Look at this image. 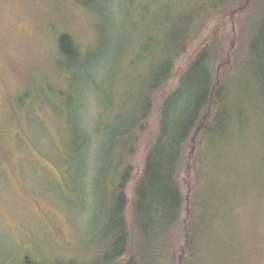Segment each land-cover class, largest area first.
<instances>
[{
    "label": "rangeland",
    "instance_id": "rangeland-1",
    "mask_svg": "<svg viewBox=\"0 0 264 264\" xmlns=\"http://www.w3.org/2000/svg\"><path fill=\"white\" fill-rule=\"evenodd\" d=\"M48 1L39 8L64 5L62 19L55 15L52 25L73 34L82 54L60 72L56 39L47 29L24 35L19 63L0 59L12 81L41 83L36 94L28 89L24 101L0 108V264H91L106 231V222L97 223L105 190L119 166L115 135L137 117V85L146 72L134 47L146 38V22L139 28L133 23L135 0L104 1L112 29L103 37L85 30L89 15L75 13L82 6ZM136 1L139 7L156 3ZM90 44L93 51L86 52ZM45 81L55 84L52 90ZM177 83L175 77L171 86ZM253 103L234 107L228 135L216 134L201 160L216 207L205 264H264V122ZM146 152L137 146L136 175ZM135 182L127 190L130 199Z\"/></svg>",
    "mask_w": 264,
    "mask_h": 264
},
{
    "label": "trees",
    "instance_id": "trees-1",
    "mask_svg": "<svg viewBox=\"0 0 264 264\" xmlns=\"http://www.w3.org/2000/svg\"><path fill=\"white\" fill-rule=\"evenodd\" d=\"M43 1L49 2L0 3V59L6 65L19 63L18 46L23 45L24 35L47 29L56 39L59 57L55 63L60 72L69 62H78L81 44L69 31L52 25L55 15L62 19L64 5H57L55 11L39 8ZM60 1L68 7L82 6L75 13L89 15L85 30L94 35L103 37L112 29V16L104 6L107 0ZM155 2L139 7L135 0L130 10L138 16L133 20L135 27L146 22L144 41L131 40L146 72L137 85V117L115 135L119 166L97 218L98 225L101 221L107 225L91 264H205L211 253L208 234L216 220L215 203L202 174L206 145L214 142L216 134L226 138L234 107L254 101L251 105L264 122V0ZM36 22L48 25L34 27ZM85 51H93L91 44ZM183 58L187 60L178 72ZM1 60L0 108L24 101L28 89L36 94L39 81V86L36 79L26 84L12 81ZM86 66L85 62L88 71ZM175 77L178 83L171 86ZM45 85L49 90L55 86L48 81ZM142 144L147 152L136 175L137 146ZM133 180L130 199L127 190Z\"/></svg>",
    "mask_w": 264,
    "mask_h": 264
},
{
    "label": "water",
    "instance_id": "water-1",
    "mask_svg": "<svg viewBox=\"0 0 264 264\" xmlns=\"http://www.w3.org/2000/svg\"><path fill=\"white\" fill-rule=\"evenodd\" d=\"M219 71H220V69H219ZM219 75H220V73L218 74V78H219ZM195 151H196V149H193V153H195Z\"/></svg>",
    "mask_w": 264,
    "mask_h": 264
}]
</instances>
